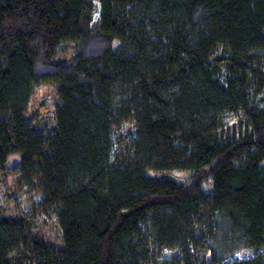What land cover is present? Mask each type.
I'll use <instances>...</instances> for the list:
<instances>
[{"label":"trees","instance_id":"obj_1","mask_svg":"<svg viewBox=\"0 0 264 264\" xmlns=\"http://www.w3.org/2000/svg\"><path fill=\"white\" fill-rule=\"evenodd\" d=\"M0 169V264H264V0H0Z\"/></svg>","mask_w":264,"mask_h":264},{"label":"rangeland","instance_id":"obj_2","mask_svg":"<svg viewBox=\"0 0 264 264\" xmlns=\"http://www.w3.org/2000/svg\"><path fill=\"white\" fill-rule=\"evenodd\" d=\"M58 89L59 85H45L37 88L32 97L29 114L35 113L39 119H49L54 122ZM149 174L157 178L169 176L181 181L188 180V172L185 171H149ZM40 196V192L32 184L19 179L18 173L0 169V215L26 218L35 231L39 230L47 240L58 243L60 231L56 218L53 213L41 211L38 204ZM246 256H250L249 252L236 255L237 258Z\"/></svg>","mask_w":264,"mask_h":264}]
</instances>
